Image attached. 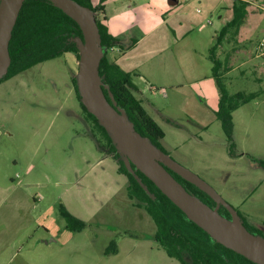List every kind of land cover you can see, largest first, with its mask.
<instances>
[{"label": "rangeland", "instance_id": "rangeland-1", "mask_svg": "<svg viewBox=\"0 0 264 264\" xmlns=\"http://www.w3.org/2000/svg\"><path fill=\"white\" fill-rule=\"evenodd\" d=\"M239 3L244 18L217 54L230 67L228 93L254 96L232 113L230 142L215 116L220 92L208 50ZM183 11L186 34L171 35V50L148 62L175 66L178 87L133 82L165 132L166 153L264 234V60L255 49L264 38V0H193ZM77 70L78 58L65 53L0 83V252L7 242L9 264H179L153 239L155 224L127 197L118 161L73 98ZM61 210L83 228H66Z\"/></svg>", "mask_w": 264, "mask_h": 264}, {"label": "trees", "instance_id": "trees-1", "mask_svg": "<svg viewBox=\"0 0 264 264\" xmlns=\"http://www.w3.org/2000/svg\"><path fill=\"white\" fill-rule=\"evenodd\" d=\"M74 1L90 8L95 15L103 49V57L99 64V75L104 85L108 87V89H104L107 99L110 101L108 94L110 92L117 106L126 112L128 119L133 123L134 129L166 153L160 143L165 136L164 130L146 112L142 102L135 96L136 88L131 75L124 72L116 64L115 57H111L114 51L112 52L110 49L117 47L119 39L108 32V28L99 18V14L103 12V5L100 4L94 7L91 0ZM245 5V3L234 5V18L218 32L213 45L208 50V60L212 65L211 77L220 92L215 116L230 142L232 141L233 132L232 113L248 103L254 94L237 92L230 95L228 93L223 82V73L229 71L230 67L227 57L224 58V61L221 60L217 51L222 45L223 39L230 35L232 30H238L245 15ZM81 36L82 33L78 25L50 1L25 0L9 42L8 49L11 62L7 74L0 80V83L35 65L59 58L65 53H72L78 58V51L72 39ZM73 82L76 87V79H73ZM76 92L78 99H80L78 90ZM80 105L93 131L118 161V173L127 178V197L134 200L135 205L142 208L151 218L156 227L153 239L169 258L175 259L179 264H255L212 240L206 232L188 220L185 214L138 170H135L134 175L131 174L126 169L123 161L119 159L115 146L105 129L99 125L95 116L89 113L81 103ZM260 165L264 166V162H260ZM132 168L134 169V166ZM167 170L182 184L187 192L198 197L211 208H215V203L205 193L171 170ZM135 176L138 177L148 192L144 190ZM61 215L67 223L66 228L71 230L83 228V222L66 211H62ZM247 229L253 234L264 237V234H261L258 229L249 226Z\"/></svg>", "mask_w": 264, "mask_h": 264}, {"label": "water", "instance_id": "water-1", "mask_svg": "<svg viewBox=\"0 0 264 264\" xmlns=\"http://www.w3.org/2000/svg\"><path fill=\"white\" fill-rule=\"evenodd\" d=\"M24 1L0 0V80L7 74L11 62L9 42ZM48 1L72 19L82 33L81 37L72 39L78 51L75 79L80 102L105 129L126 169L133 175L138 170L147 177L188 220L206 232L216 243L252 263L264 264V237L251 233L244 226L237 211L208 183L173 160L148 138L141 136L134 129L124 109L117 106L110 92V101L107 99L104 89L108 87L99 75L103 49L93 11L74 0ZM167 169L210 197L216 204L215 208L187 192ZM135 178L148 192L138 177ZM219 206L229 212L230 219L219 214Z\"/></svg>", "mask_w": 264, "mask_h": 264}, {"label": "crops", "instance_id": "crops-1", "mask_svg": "<svg viewBox=\"0 0 264 264\" xmlns=\"http://www.w3.org/2000/svg\"><path fill=\"white\" fill-rule=\"evenodd\" d=\"M191 1L193 0H91L95 5H103L99 18L108 32L119 39L116 49L120 51L113 52L111 57H115L116 64L131 75L132 82L134 77L139 76L151 86L169 89L178 87L179 77L175 78L178 69L175 66L153 64L148 67V62L160 56L161 61L164 53L171 50V35L176 39L186 34L188 18L183 8ZM163 35L166 41L162 39ZM134 86L135 94H140L141 98L138 99L143 105V90L137 88L138 84ZM146 112L148 113L147 110ZM6 247L8 248L7 242L0 252V264H9V257L4 253Z\"/></svg>", "mask_w": 264, "mask_h": 264}, {"label": "flooded vegetation", "instance_id": "flooded-vegetation-1", "mask_svg": "<svg viewBox=\"0 0 264 264\" xmlns=\"http://www.w3.org/2000/svg\"><path fill=\"white\" fill-rule=\"evenodd\" d=\"M73 79H75L74 76H71V77L69 78V84H70V89H71L70 92H71L73 98L76 100L77 104L79 103V108H80L81 113L85 115V113L83 112L82 108L80 107V99H78L77 92H76V90H77V86L75 87L74 82H73ZM107 151L109 152L108 148H107ZM215 205H216V204H215ZM215 205H214V206H215ZM218 211L220 212V214H221L222 216H224V217L230 219V214H229V212H228L224 207L219 206ZM241 219H242V221H243L244 226H246V227L248 228V224L246 223V221H245L243 218H241ZM249 227H250V226H249ZM251 228H252V227H251Z\"/></svg>", "mask_w": 264, "mask_h": 264}, {"label": "built area", "instance_id": "built-area-1", "mask_svg": "<svg viewBox=\"0 0 264 264\" xmlns=\"http://www.w3.org/2000/svg\"><path fill=\"white\" fill-rule=\"evenodd\" d=\"M256 52L259 56V58L264 60V38L261 40V42L258 44V46H256ZM110 51H114V52H119L118 49H116V47H113L110 49ZM153 91L155 90L154 88H152Z\"/></svg>", "mask_w": 264, "mask_h": 264}]
</instances>
